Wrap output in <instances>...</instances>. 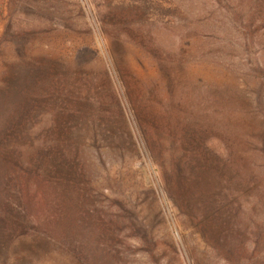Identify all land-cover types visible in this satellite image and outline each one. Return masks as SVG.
<instances>
[{
  "label": "trees",
  "instance_id": "1",
  "mask_svg": "<svg viewBox=\"0 0 264 264\" xmlns=\"http://www.w3.org/2000/svg\"><path fill=\"white\" fill-rule=\"evenodd\" d=\"M189 1L153 6L157 24L176 30L173 46L141 30L149 0L113 7L104 22L133 35L154 69L147 77L122 69L128 103L179 215L210 245L201 264H264V0ZM199 57L218 77L190 76L182 92L175 73ZM56 67L0 82V229L45 233L60 264L137 263L126 239L108 242V230L134 224L98 207L104 194L92 174L101 153L91 160L82 151L90 143L77 118L87 115L80 103L93 85ZM156 249L146 248L151 260L142 264H156Z\"/></svg>",
  "mask_w": 264,
  "mask_h": 264
},
{
  "label": "rangeland",
  "instance_id": "2",
  "mask_svg": "<svg viewBox=\"0 0 264 264\" xmlns=\"http://www.w3.org/2000/svg\"><path fill=\"white\" fill-rule=\"evenodd\" d=\"M140 1L0 0V82L8 72L28 76L46 64L68 69L69 76L78 77L88 87L92 84L93 88L82 94L87 98L80 106L87 115L77 118V125L81 138L90 143L88 149H82L84 155L93 160L101 153L102 162L92 174L100 183L96 189L104 194L98 207L134 224L131 232L124 225L119 233L108 230V242L116 245L126 239L132 244V258L140 264L150 262L146 248L154 243L156 264H201L210 245L179 215L167 191L166 173L148 149L139 118L128 103L122 69L145 77L154 69L133 35L108 25V19L104 22L113 7H142ZM156 2L149 0L148 13L140 16L139 26L173 46L178 42L176 30L169 31L165 22L157 24ZM185 41L181 45L186 48ZM199 58L200 62L187 63L186 73H175L182 92L187 90L190 76L191 80L218 77L212 65ZM79 71L82 74L75 75ZM47 116L41 125L47 124ZM117 146H122L121 152L116 151ZM138 237L146 242L142 244ZM45 243L47 235L33 229L19 234L0 229V264H60L61 254Z\"/></svg>",
  "mask_w": 264,
  "mask_h": 264
}]
</instances>
